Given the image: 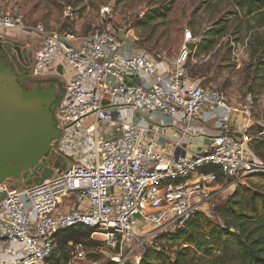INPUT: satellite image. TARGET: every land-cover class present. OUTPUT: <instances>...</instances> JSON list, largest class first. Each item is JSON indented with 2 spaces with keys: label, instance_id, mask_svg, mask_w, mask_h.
I'll return each instance as SVG.
<instances>
[{
  "label": "built area",
  "instance_id": "2783aa9c",
  "mask_svg": "<svg viewBox=\"0 0 264 264\" xmlns=\"http://www.w3.org/2000/svg\"><path fill=\"white\" fill-rule=\"evenodd\" d=\"M13 35L34 42L30 76L59 78L63 95L53 110L60 129L54 155L38 160L51 177L27 184L23 171L0 183V264H50L57 234L71 228H89L105 246L119 247L112 264H139L135 250L196 216L213 218L219 197L264 174L251 137L223 124L200 131L209 141L202 153L175 157L159 149L164 129L182 122L187 134L207 106L249 118L250 108L240 109L221 88L184 84V61L169 72L156 58L128 49L116 30L95 26L81 36L78 28L50 30L0 9V38ZM229 45L239 67L246 42L230 37ZM86 119L91 122L79 124ZM62 248L69 264H100L83 261L89 251L81 244Z\"/></svg>",
  "mask_w": 264,
  "mask_h": 264
},
{
  "label": "rangeland",
  "instance_id": "374dc122",
  "mask_svg": "<svg viewBox=\"0 0 264 264\" xmlns=\"http://www.w3.org/2000/svg\"><path fill=\"white\" fill-rule=\"evenodd\" d=\"M68 6L70 7L69 16L66 15ZM105 7H109L111 12L102 15L101 9ZM0 9L20 17L27 23H42L50 30L78 28L81 36L89 35L92 27L95 26L117 32L126 30L128 49L150 57L164 55L168 59H173L180 54L187 38L199 37L202 40L206 37L208 25L213 26L215 21L223 20L229 35L227 40L223 41L224 52L228 54L230 51V37L241 43L246 42L242 67L240 71L231 69L230 75L236 76L235 82L237 88L241 89L242 96L250 93L247 88L251 79L246 77L248 69L251 68L250 55L245 57L247 51L249 54L250 48L247 18L241 17L240 12L237 13L230 0H0ZM259 60L257 63H261L264 58ZM259 70L252 80L254 88L257 85H264V70ZM197 72L198 70L194 71L196 75H198ZM212 84L224 90L229 97L234 83L224 78ZM259 99H264V87L254 92L250 101L255 103ZM263 108L264 100L258 110H264ZM90 122V119H86L81 120L79 124L86 126ZM250 144L255 146L254 143ZM237 190L239 193L236 199L243 202L251 193L264 194V174L253 176L245 184L239 185ZM228 196L219 197L217 206L222 205ZM210 220L222 225V221L216 218V214ZM192 231L193 227L188 224L185 228H179L178 231L164 232L148 242L145 249L135 250V254H141L142 258L145 252H149V262L173 264L178 253H181V260L185 264H206V260L213 254L218 255V249L214 246L213 251L206 254L193 244H184L185 237ZM177 233L180 237L171 238ZM206 233L207 229L203 226L195 235L206 236ZM100 239L101 236L96 234H90L88 238L82 239L81 245L89 251V255L83 259L84 262L96 260L100 264H112L110 256L121 253L119 247H107ZM65 254L68 255L62 247H59L50 264H69L68 260L65 261L63 258ZM230 254V256L233 255V253Z\"/></svg>",
  "mask_w": 264,
  "mask_h": 264
},
{
  "label": "water",
  "instance_id": "95a60500",
  "mask_svg": "<svg viewBox=\"0 0 264 264\" xmlns=\"http://www.w3.org/2000/svg\"><path fill=\"white\" fill-rule=\"evenodd\" d=\"M125 34L126 30H119L117 38L123 40ZM184 45L189 51L194 48L192 40ZM31 58L32 50L23 43L0 38V183L20 178L23 171L27 184L32 181L31 174L34 182L52 175L38 160L54 155L60 129L53 110L63 95V86L57 77H31ZM27 83L35 85L24 89ZM42 84L46 85L41 88ZM247 90L251 91V84Z\"/></svg>",
  "mask_w": 264,
  "mask_h": 264
},
{
  "label": "trees",
  "instance_id": "16d2710c",
  "mask_svg": "<svg viewBox=\"0 0 264 264\" xmlns=\"http://www.w3.org/2000/svg\"><path fill=\"white\" fill-rule=\"evenodd\" d=\"M230 1L237 13L240 12L241 17L247 18L248 30H252L249 41L251 68L248 69L246 77L251 79L249 84L253 85L252 80L257 76L259 69L264 70V60L257 63L260 61L259 58H264V0ZM227 31L228 28L223 20L215 21L207 32L212 38L206 39L203 49L209 50ZM199 45L200 43L197 50L201 51ZM191 71L193 73V70ZM259 146L264 148V142H260ZM251 153L256 159L264 162V153L259 150H251ZM238 193L236 189L222 205L216 207V218L222 221V225L203 216H196L186 224V226L191 225L193 231L185 237L184 244H193L206 254L211 253L214 246L217 247L218 255L213 254L206 260V264H264V194L251 193L243 202L236 199ZM203 226L207 229L206 236L204 234L196 236L195 233H198ZM91 232L89 228L68 229L57 234L58 245L63 247L69 241L82 244V239L88 238ZM179 235V233L173 234L171 238L180 237ZM230 253L233 255L230 256ZM148 257L149 252H145L139 264H154L149 262ZM181 257V253H178L173 264H183ZM63 258L67 261L69 255L65 254Z\"/></svg>",
  "mask_w": 264,
  "mask_h": 264
},
{
  "label": "crops",
  "instance_id": "0c3cea01",
  "mask_svg": "<svg viewBox=\"0 0 264 264\" xmlns=\"http://www.w3.org/2000/svg\"><path fill=\"white\" fill-rule=\"evenodd\" d=\"M208 26V28H206V37H203L202 40L199 39V49H201V51L197 50L199 43L197 46H194L192 51H189L184 45V49L173 59H168L164 55H155L154 58H156V60L164 66V69L169 72L180 66L184 61L187 76H184L183 79L186 85L190 82L212 84L224 78L233 81L234 84H232L230 89V96L232 97H229L240 109L246 107L250 108L249 118L245 117L242 113L222 115V110L220 108L207 106L201 111L199 119L193 122L187 134L182 133V122L164 129L162 135L157 139L158 147L166 156L173 155L175 157H182L184 155L189 156L192 153H202L208 149L209 141L208 137L206 135H201L200 131L204 129L208 132H213L218 129L219 124H223L226 126L224 127L226 131L236 136L246 133L252 139L250 143L255 144V146H251L250 144V149L255 151L259 150V152L264 153V148L259 146L260 142H264V110H258V108H261L264 99H259L255 101V103L250 101L254 92H257L261 87H264V85H257L254 88L251 84V89L253 91L251 90L249 94L242 96L240 93L241 89L237 88V83L235 82L236 76L230 75L231 69H239L238 71H240L242 63L239 67H235L230 61V51L227 54L226 51L224 52L222 50L223 41L229 36L228 31L225 35L217 39V42L206 51V49H203L206 45L205 41L208 38H212L207 32L213 27L210 25ZM251 32V29L248 30L249 36ZM124 38V45L126 46V36H124ZM10 39L23 43L25 48L31 50L34 46V42L30 38L16 37V35H13ZM187 39L184 44L190 41ZM248 55L247 51L245 57H248ZM188 69H190V73H188ZM191 70H193V73ZM196 70H198V75L194 74ZM255 97H257V95ZM261 97L262 96H260V98ZM135 115L136 118L134 120L136 121L138 114L135 113ZM139 124L143 125L142 122H139Z\"/></svg>",
  "mask_w": 264,
  "mask_h": 264
},
{
  "label": "flooded vegetation",
  "instance_id": "af4514ba",
  "mask_svg": "<svg viewBox=\"0 0 264 264\" xmlns=\"http://www.w3.org/2000/svg\"><path fill=\"white\" fill-rule=\"evenodd\" d=\"M31 64V63H30ZM35 84L34 83H27V84H25L24 85V89H31L33 86H34ZM46 84H42L41 85V88L42 87H44ZM62 86H63V83H62ZM58 92V90L56 91V93ZM57 143H58V141H57ZM57 143H56V145H57ZM35 176H33V177H31V176H29V178L32 180L33 178H34ZM24 181H26L25 179H24Z\"/></svg>",
  "mask_w": 264,
  "mask_h": 264
}]
</instances>
